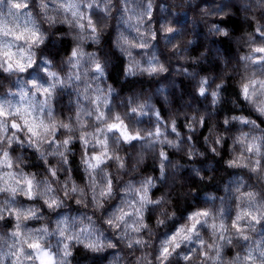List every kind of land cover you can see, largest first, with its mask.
Returning a JSON list of instances; mask_svg holds the SVG:
<instances>
[{"label":"clouds","instance_id":"9594fccd","mask_svg":"<svg viewBox=\"0 0 264 264\" xmlns=\"http://www.w3.org/2000/svg\"><path fill=\"white\" fill-rule=\"evenodd\" d=\"M0 264H264V0H0Z\"/></svg>","mask_w":264,"mask_h":264}]
</instances>
